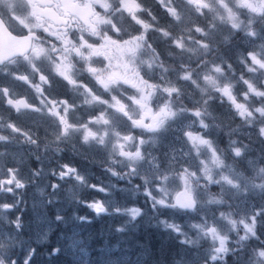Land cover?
Wrapping results in <instances>:
<instances>
[{
    "label": "snow or ice",
    "instance_id": "obj_1",
    "mask_svg": "<svg viewBox=\"0 0 264 264\" xmlns=\"http://www.w3.org/2000/svg\"><path fill=\"white\" fill-rule=\"evenodd\" d=\"M155 3L163 25L144 0H0V104L17 115L39 113L46 125L42 144L38 130L0 117V145L15 140L38 162L41 148L54 156L65 145L105 153L104 171L130 188L89 183L67 163L48 174L106 196L142 193L154 215L185 217V224L159 220L184 249L175 264H264V205L248 203L264 200V0ZM17 27L26 34L14 35ZM98 60L107 64L97 67ZM57 84L76 99L56 93ZM225 106L240 124L228 126L221 148L213 133L224 127L216 111ZM0 171V264H33L21 197L44 168L27 179L17 164ZM48 187L52 205L61 185ZM75 202L97 216H128V223L144 214L112 199ZM54 221L65 217L57 212Z\"/></svg>",
    "mask_w": 264,
    "mask_h": 264
},
{
    "label": "rangeland",
    "instance_id": "obj_2",
    "mask_svg": "<svg viewBox=\"0 0 264 264\" xmlns=\"http://www.w3.org/2000/svg\"><path fill=\"white\" fill-rule=\"evenodd\" d=\"M144 2L152 8L153 12L159 17L161 25H163L166 21L164 10L155 3V0H144ZM216 114L219 122L224 125V127L222 130L214 132L213 136L219 146L225 148L227 146V136L225 133L229 131L228 126L237 127L240 124V121L238 119L235 121L232 120L228 115L226 106L218 108ZM222 135L224 136L220 140ZM171 138L172 134L169 133L168 139ZM241 138L243 139V137ZM253 142L256 144L254 151L258 153L261 146L259 145V142L255 140L254 135ZM73 151L78 152L82 157V160L78 156L73 158L68 157L71 161L65 160L64 163L70 164L77 169L81 168L83 170L82 174L86 176L89 183L102 184L105 187H110L112 184H116L119 188L131 187L126 186L125 181L118 180L116 177L111 176L110 173L104 171L103 166L107 165L105 153L96 150L85 151L82 148H76ZM73 151H69L71 155H74ZM35 154L36 153L29 155L27 152L23 151L18 152L17 150H7V155H0V170H2L5 165L11 166L17 164L22 168V175L25 179H27L32 169L40 167L41 165L44 168V178L39 184L31 185L23 190L21 197L24 201L22 206V220L24 222L22 239L26 243L37 249V247L42 246V244H51V237L56 235L53 240L57 247L70 252L76 262L79 261L86 263L89 256L88 247H90L94 239H92L93 237H90L91 232L83 225L84 222L77 220L76 217L89 214L91 215V219H88V222H96V228L102 233V236L105 237L107 241H110L109 239L111 237L109 236H113L112 232L115 229L114 225L125 226L128 230L133 229L138 225L140 230L151 232V234L156 235L153 236V239L159 238L158 244H156V246L159 247L157 252L165 253L167 256L169 253V259L165 264H175V261L178 258L177 254L183 253L184 249L178 243L175 236L168 231H165L163 225L159 223V220H175L178 223L185 224V217L174 215L169 210H161L158 215H154L149 205L146 203V197H144L142 193L130 194L127 191L121 192L113 190L111 196H106L104 193L84 188L75 181H58L56 177L51 176L48 173L50 169L58 170L60 164L54 163L51 165L52 161L49 156L50 153H38L41 156L39 162L34 159ZM85 156H87L88 159H85ZM21 158L23 159V164H20ZM113 167H117V170H119L118 166ZM2 174V171H0V175ZM51 183H59L61 187L56 193V203L47 205L45 201L48 194L51 192L50 187H48ZM134 183L142 182L136 180ZM41 191L44 192V195L40 194ZM77 198L89 202L92 200L106 201L112 199L113 201L118 202L122 207H140L143 209L144 214L131 223H128L130 218L125 215L102 214L97 216L95 212L85 207L83 204L76 203L75 201ZM248 203L249 205H264V200H261L259 196H257L255 200H249ZM57 212H60L65 217L64 223H55L54 217ZM80 213H82V215H80ZM93 227H95V225ZM157 227H160L161 229L157 231ZM106 229L111 234H109ZM86 230L88 232L83 233ZM260 231L264 233V229H261ZM45 232L47 233V238L41 239ZM141 234L145 236V233ZM160 234L164 235V237L162 236V238H160ZM144 238L146 240L147 236ZM73 240L78 242V246L73 245ZM147 241L142 247L139 246V244H136L138 247L133 250L129 258L125 259L124 264L127 261H129V264H148L149 245ZM79 248H83L87 255L82 256ZM113 250L114 252L119 251L118 248ZM229 264H232L231 259L229 260Z\"/></svg>",
    "mask_w": 264,
    "mask_h": 264
},
{
    "label": "trees",
    "instance_id": "obj_3",
    "mask_svg": "<svg viewBox=\"0 0 264 264\" xmlns=\"http://www.w3.org/2000/svg\"><path fill=\"white\" fill-rule=\"evenodd\" d=\"M223 136L224 135L220 137V140L223 138ZM80 215H82V213H80ZM82 216L91 219V215L89 214H85ZM88 219L87 222L83 223V225L87 229H89V231L91 232L90 237H93L92 239L94 240L90 247H88L89 256L86 263H82L79 261L76 262L73 259L71 253L64 249H61L58 254L50 255L54 248H59L56 246L53 240L56 237L55 235L50 239L51 244H42V246L37 247L36 254L33 257V264H124L125 259L129 258L133 250L138 247L136 246V244H139V246L142 247L144 244H146L147 240L149 245L148 264H165L169 259V253L167 256L165 253L157 252L159 247H157L156 244H158L159 238L153 239V236L156 235L151 234V232H144L143 230H140L138 225L130 230H128L125 226L114 225L115 229L112 232L113 236H109L111 237L109 239L110 241H107L106 238L102 236V233L96 228L97 223L88 222ZM94 225L95 227H93ZM120 227H124L125 231L118 232L116 229ZM159 229L161 228H156L157 231ZM87 232L88 231L86 230L83 233ZM141 233H145V236H143ZM146 236L147 239L145 240L144 237ZM162 236L164 237V235L160 234V238H162ZM116 248H118L119 251L114 252L113 249ZM125 264H129V261H127Z\"/></svg>",
    "mask_w": 264,
    "mask_h": 264
},
{
    "label": "flooded vegetation",
    "instance_id": "obj_4",
    "mask_svg": "<svg viewBox=\"0 0 264 264\" xmlns=\"http://www.w3.org/2000/svg\"><path fill=\"white\" fill-rule=\"evenodd\" d=\"M14 35H23L26 34V30L23 29L22 27H17V29L14 31L13 33ZM155 36V34H150ZM95 59V58H94ZM113 63L115 64V61H113ZM107 64V61H103V60H98L97 62V67H103L104 65ZM81 79H84L85 82L89 83L90 86H92L94 84L93 81H91V79L87 76L81 77ZM2 82H8L9 81H2ZM129 91H132L131 89H128ZM17 91L22 92V94L28 96V98L30 99V101L34 102V103H38V101L33 100V94L31 92L30 89H27V86L24 85H20L17 88ZM55 92L58 94L63 95L64 93H67V95L69 97H72L73 99H76L75 94L73 93V91L71 89L65 88L62 86V84H57L55 87ZM77 102H79L77 100ZM99 107V106H97ZM84 111L86 112L87 109H84ZM0 117L3 118L2 122H7L9 120L14 121L15 123H17L20 127L24 128L25 130H29L32 129L34 131L38 130V133L41 137V143L43 144L44 141V136H45V117H43L41 114L39 113H35V112H27V113H22L20 115L15 114L14 112H12L10 109H7L6 106L0 104ZM49 139H51V137H49ZM7 148V150H17L19 151H23L26 152L25 148L21 145H19L15 140L12 141V143L8 144V145H0V151H3L4 148ZM11 147V148H10ZM64 147V151L63 153H61L59 156H54V154L52 152H44L43 148H41L39 153H50L49 156L51 158V165H53L54 163H59V164H63L65 160L71 161L69 160L68 157H80L82 160V157L79 155L78 152L73 151L74 149L72 148L71 145H65ZM77 148L81 147L78 145ZM69 151H73L74 155H71ZM3 156V155H1ZM108 165H104L103 168L107 167ZM78 170L81 172L82 174V169L78 168Z\"/></svg>",
    "mask_w": 264,
    "mask_h": 264
},
{
    "label": "bare ground",
    "instance_id": "obj_5",
    "mask_svg": "<svg viewBox=\"0 0 264 264\" xmlns=\"http://www.w3.org/2000/svg\"><path fill=\"white\" fill-rule=\"evenodd\" d=\"M128 199V198H127ZM126 201V200H125ZM93 213V212H92ZM94 218V217H93Z\"/></svg>",
    "mask_w": 264,
    "mask_h": 264
}]
</instances>
